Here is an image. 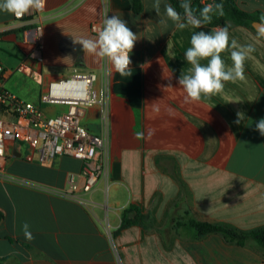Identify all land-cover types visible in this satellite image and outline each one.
<instances>
[{
	"label": "crops",
	"instance_id": "crops-1",
	"mask_svg": "<svg viewBox=\"0 0 264 264\" xmlns=\"http://www.w3.org/2000/svg\"><path fill=\"white\" fill-rule=\"evenodd\" d=\"M235 1L264 19V0ZM107 3L109 16L120 15L137 35L123 75L74 42L97 36L91 27L102 23V0H47L42 64L30 59L32 44L23 40L30 18L0 11L5 85L47 117L68 111L44 101L50 83L75 72L95 73L93 90L100 94L110 66L105 107H86L82 117L90 133L107 139V175L91 193L79 192L89 202L83 206L57 193L67 190L73 176L82 187V161L61 156L47 164L28 162L27 148L10 144L8 178H0V264H264L263 246H238L191 226L197 220L243 231L264 228V135L256 129L264 118V39L245 26L229 28L230 41L254 48L244 79L189 101L178 78L191 69L185 60L190 38L222 27L178 29L165 15L169 0H160L159 16L155 0H143L141 14L130 0ZM231 50L221 53L229 67ZM22 63L37 77L17 72ZM238 112L243 119L236 123ZM131 206L139 209L140 224L121 229Z\"/></svg>",
	"mask_w": 264,
	"mask_h": 264
},
{
	"label": "built area",
	"instance_id": "built-area-1",
	"mask_svg": "<svg viewBox=\"0 0 264 264\" xmlns=\"http://www.w3.org/2000/svg\"><path fill=\"white\" fill-rule=\"evenodd\" d=\"M203 1L210 3L213 0ZM46 3L47 0L40 12L32 10L22 18L15 17L17 20L30 18L31 26L23 30V40L32 44L30 59L39 64L44 62L45 29L42 13ZM101 26L102 23L94 24L91 27L92 33L97 34ZM16 70L35 78L38 75L25 63L20 64ZM109 70L110 66L107 65L100 94L93 90L98 80L95 73L75 72L69 79L50 83L44 101L67 105L68 111L58 116L47 117L40 107L22 100L16 90L5 85L6 70L0 63V178H8L7 148L10 144L25 146L28 150L26 155L28 162L47 164L61 156L75 158L84 163L82 171L84 184L79 187L73 176L69 180L67 190L57 193L87 206L89 202L81 198L79 192L91 193L99 180L107 175L109 149L107 139L90 133L83 125L82 117L86 107L96 104L105 107L110 93Z\"/></svg>",
	"mask_w": 264,
	"mask_h": 264
},
{
	"label": "clouds",
	"instance_id": "clouds-1",
	"mask_svg": "<svg viewBox=\"0 0 264 264\" xmlns=\"http://www.w3.org/2000/svg\"><path fill=\"white\" fill-rule=\"evenodd\" d=\"M102 26L97 30L95 38H81L75 43L82 45L86 54H94L106 59L112 68L121 75L125 74L131 64L130 54L133 51L137 35L127 26L120 15L109 16L107 0H102ZM45 0H0V11L9 13L16 18H22L30 11L43 10ZM180 8L183 16L171 4L164 6L165 15L178 29L186 27L201 28L211 23L213 15H224L223 4H208L199 10V15L193 9L190 0H182ZM153 10L159 16L160 0H155ZM163 23L164 21H160ZM258 35L264 37V29ZM231 48V67L225 64L221 53ZM254 51L251 45L240 46L237 41H230L227 27L213 30L212 32L199 31L192 34L190 47L185 52V60L191 65L188 74H181L178 84L186 92V100L199 101L202 96L210 97L220 94L224 90L225 82H235L244 79V63L249 54ZM207 61L202 64L201 61ZM239 123L243 113H237ZM256 129L264 135V118L256 124ZM29 224L22 226L26 239H33Z\"/></svg>",
	"mask_w": 264,
	"mask_h": 264
},
{
	"label": "trees",
	"instance_id": "trees-1",
	"mask_svg": "<svg viewBox=\"0 0 264 264\" xmlns=\"http://www.w3.org/2000/svg\"><path fill=\"white\" fill-rule=\"evenodd\" d=\"M132 9L135 14H141L143 12V0H130ZM171 5L176 8L178 12L183 16V9L180 8L182 0H169ZM190 3L196 14L199 15V10L208 4H223L224 15H213L211 23L205 24L208 27H227L232 26H245L253 30L257 35L258 33L252 26V23L259 21L264 23V19L257 15H252L248 12L241 10L235 0H213L212 2H204L203 0H190ZM259 36V35H258ZM260 37V36H259ZM264 39V37H261ZM133 213H137L135 216ZM4 218V214L0 211V223ZM141 214L138 208L131 206L123 212L121 229H127L133 225L140 224ZM191 226L196 229L199 235L219 234L225 241L238 246H246L250 242H254L264 247V228H260L253 231H243L230 226L221 224H215L206 221L193 220Z\"/></svg>",
	"mask_w": 264,
	"mask_h": 264
},
{
	"label": "water",
	"instance_id": "water-1",
	"mask_svg": "<svg viewBox=\"0 0 264 264\" xmlns=\"http://www.w3.org/2000/svg\"><path fill=\"white\" fill-rule=\"evenodd\" d=\"M252 26H253V28L255 29V31H256L257 33H259V30L264 29V23L259 22V21H255V22H253V23H252Z\"/></svg>",
	"mask_w": 264,
	"mask_h": 264
}]
</instances>
